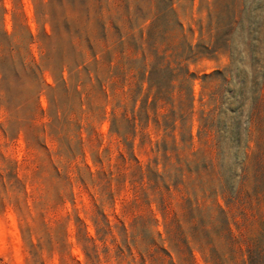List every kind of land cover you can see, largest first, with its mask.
<instances>
[{"label": "rangeland", "instance_id": "374dc122", "mask_svg": "<svg viewBox=\"0 0 264 264\" xmlns=\"http://www.w3.org/2000/svg\"><path fill=\"white\" fill-rule=\"evenodd\" d=\"M255 240L264 0H0V264H245Z\"/></svg>", "mask_w": 264, "mask_h": 264}, {"label": "trees", "instance_id": "16d2710c", "mask_svg": "<svg viewBox=\"0 0 264 264\" xmlns=\"http://www.w3.org/2000/svg\"><path fill=\"white\" fill-rule=\"evenodd\" d=\"M255 241L254 246L247 249L248 256L245 260V264H264V255L261 253V243L258 240Z\"/></svg>", "mask_w": 264, "mask_h": 264}]
</instances>
